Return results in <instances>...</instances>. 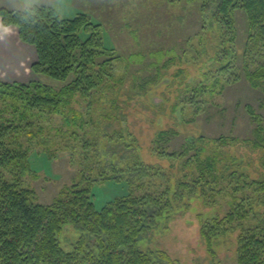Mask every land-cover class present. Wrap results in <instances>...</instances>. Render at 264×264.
I'll return each instance as SVG.
<instances>
[{"label":"rangeland","instance_id":"obj_1","mask_svg":"<svg viewBox=\"0 0 264 264\" xmlns=\"http://www.w3.org/2000/svg\"><path fill=\"white\" fill-rule=\"evenodd\" d=\"M35 3L54 6L67 18L88 13L93 22L101 23L104 46L110 50L108 56L115 58L112 76H107L89 96L75 97L73 106L83 119H73L68 124L63 114H44L33 120V126L28 128L33 133L27 134L30 138L25 140L26 145L32 146V170L23 178L24 185L36 191L39 202L47 204L84 171L92 172L89 176L97 178L92 183L94 201L101 209L132 187L127 182L132 178L130 173L118 181L103 179L101 170L111 173L122 164H130L132 156H139L168 177L163 180L156 173L145 174L144 181L151 182L145 183V190L157 192L165 188L167 181L172 187L176 185L185 172L183 160L153 149L159 131L178 130L169 142L160 145L167 152L180 150L187 140L200 135L209 139L222 134L237 137L238 141L230 140L223 147L236 161L229 169L222 164L228 174L237 166L236 178L226 180V187L216 199L201 191L192 197L186 193L181 200L175 198L173 206L142 236L139 244L148 251L166 250L178 264H239L240 227L218 236L214 252L208 249L201 228L204 220L231 210L235 184H240L236 202L242 197L251 199L257 214L264 212V192L258 195L254 191L258 183L250 187L245 182L264 180V151L245 140L252 137L255 127L246 106L252 105L264 117V92L249 83L245 67L248 64L253 69L263 62L264 49L244 56L245 12L237 10V32L232 42L225 41L229 34L214 18V9L202 10L201 0H0V5L11 9ZM87 35L82 33L84 39ZM0 41L2 46L23 52L16 27H5ZM224 43L236 53L231 56V71L224 76L239 75V79L228 81L223 77L222 91L199 94L197 102L187 100L193 86L209 81L204 72L213 68L217 51ZM27 45L31 47L26 48L28 59H21L22 68L11 71L17 77L9 75V63L0 59V80H19L24 74L30 77L20 81L62 86L64 81L32 70L38 56L36 48ZM223 63L217 62V66ZM256 220L250 218V222ZM80 234L74 225L67 224L60 240L70 249Z\"/></svg>","mask_w":264,"mask_h":264},{"label":"trees","instance_id":"obj_2","mask_svg":"<svg viewBox=\"0 0 264 264\" xmlns=\"http://www.w3.org/2000/svg\"><path fill=\"white\" fill-rule=\"evenodd\" d=\"M201 2L203 11L214 9V18L226 35L229 34L225 41H235L237 10H243L247 17L244 56L247 58L254 50L264 49V0ZM0 17L3 25L15 26L20 39L36 48L38 58L32 70L65 82L55 87L36 80H0V264H178L166 250L148 251L141 248L139 241L159 223L175 198L181 200L186 193L192 197L201 191L206 197L216 199L223 192L226 180L236 178L239 171L236 166L227 173L236 158L223 147L238 138L222 134L209 139L200 135L187 140L180 150L167 152L160 145L169 142L178 130H161L153 149L181 158L185 168L174 187L167 181L165 188L157 192L145 190L148 182L143 179L145 174L156 173L163 180L168 177L139 156H132L130 164H122L111 173L101 170L103 179L121 181L125 174L132 175L127 181L132 186L130 191L101 209L96 206L92 187L97 178L89 176L92 172L85 174L84 169L83 175L65 185L51 203L39 202L36 191L23 182L32 170V146L26 145L25 140H29L27 134H32L33 130L28 128L33 126L36 117L44 114H63L68 124L73 119L74 122L77 118L83 119L82 113L73 106L75 97L89 96L107 76H112L115 57L108 56L110 50L104 46L101 23L93 22L86 12L67 18L54 6L44 3L22 9L0 5ZM84 32L88 33L85 39ZM217 52L213 68L204 72L209 81L193 86L187 100L197 102L199 94L222 91L225 88L223 77L228 81L239 79V75L224 76L233 66L234 49L224 43ZM222 61L224 63L217 66V62ZM245 71L249 83L264 92V61L253 69L247 64ZM246 107L255 127L252 137L245 140L264 151V117L252 105ZM223 163L227 169H222ZM245 182L250 187L258 183L254 188L258 195L264 192V180L245 179ZM235 185L231 210L223 216L204 220L201 234L208 249L214 252L218 236L240 227L238 263L264 264V212L257 214L251 199L242 197L236 202L240 184ZM243 186L244 183L241 188ZM139 189L142 191H137ZM251 217L257 220L250 222ZM67 224L74 225L81 233L70 249L60 240Z\"/></svg>","mask_w":264,"mask_h":264},{"label":"crops","instance_id":"obj_3","mask_svg":"<svg viewBox=\"0 0 264 264\" xmlns=\"http://www.w3.org/2000/svg\"><path fill=\"white\" fill-rule=\"evenodd\" d=\"M0 25H3L1 22V17H0ZM5 26V25H4ZM9 27V26H6ZM11 27H15V26H11ZM18 30V29H17ZM5 31V28L0 29V36L2 35V33ZM19 35V34H18ZM22 41V40H21ZM1 42V41H0ZM23 50L22 51H18V50H12L10 46H2L0 43V59H2L3 63H9L8 65V70H9V75L11 77H17L16 73H11V71H13L16 68H22L21 67V59H28V55H27V49L31 48L29 45H27V43L25 44V42L22 41L21 46H20ZM34 47V46H33ZM27 48V49H26ZM25 50V51H24ZM37 53V52H36ZM7 68V67H6ZM11 73V74H10ZM22 80H24L25 77H30V75H21L20 76Z\"/></svg>","mask_w":264,"mask_h":264},{"label":"clouds","instance_id":"obj_4","mask_svg":"<svg viewBox=\"0 0 264 264\" xmlns=\"http://www.w3.org/2000/svg\"><path fill=\"white\" fill-rule=\"evenodd\" d=\"M6 26H4V25H0V29H2V28H5Z\"/></svg>","mask_w":264,"mask_h":264}]
</instances>
